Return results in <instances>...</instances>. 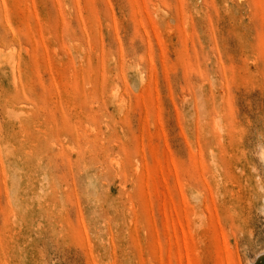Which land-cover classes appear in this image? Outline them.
I'll return each mask as SVG.
<instances>
[{
	"label": "rangeland",
	"instance_id": "rangeland-1",
	"mask_svg": "<svg viewBox=\"0 0 264 264\" xmlns=\"http://www.w3.org/2000/svg\"><path fill=\"white\" fill-rule=\"evenodd\" d=\"M0 264H264V0H0Z\"/></svg>",
	"mask_w": 264,
	"mask_h": 264
},
{
	"label": "bare ground",
	"instance_id": "bare-ground-1",
	"mask_svg": "<svg viewBox=\"0 0 264 264\" xmlns=\"http://www.w3.org/2000/svg\"><path fill=\"white\" fill-rule=\"evenodd\" d=\"M261 262V261H260Z\"/></svg>",
	"mask_w": 264,
	"mask_h": 264
}]
</instances>
